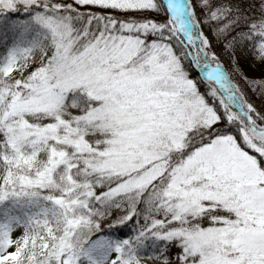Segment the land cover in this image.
I'll return each instance as SVG.
<instances>
[{
    "label": "snow or ice",
    "instance_id": "obj_1",
    "mask_svg": "<svg viewBox=\"0 0 264 264\" xmlns=\"http://www.w3.org/2000/svg\"><path fill=\"white\" fill-rule=\"evenodd\" d=\"M248 64L264 0H0V264H264Z\"/></svg>",
    "mask_w": 264,
    "mask_h": 264
},
{
    "label": "trees",
    "instance_id": "obj_2",
    "mask_svg": "<svg viewBox=\"0 0 264 264\" xmlns=\"http://www.w3.org/2000/svg\"><path fill=\"white\" fill-rule=\"evenodd\" d=\"M245 71L247 75L254 78H261L262 75H264V69L260 68L259 66H252L250 64L245 65ZM256 103L259 104L260 101L256 100Z\"/></svg>",
    "mask_w": 264,
    "mask_h": 264
}]
</instances>
